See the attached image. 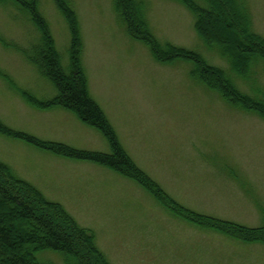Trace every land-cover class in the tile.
I'll list each match as a JSON object with an SVG mask.
<instances>
[{
    "label": "rangeland",
    "instance_id": "374dc122",
    "mask_svg": "<svg viewBox=\"0 0 264 264\" xmlns=\"http://www.w3.org/2000/svg\"><path fill=\"white\" fill-rule=\"evenodd\" d=\"M68 1L65 13L56 0H39L60 62L69 70L75 34L91 96L161 188L45 147L112 152L103 132L54 101V80L37 59H44V28L14 3L0 4V120L36 143L0 132V183L37 211L63 209L70 228L86 230L81 250L90 262L264 264V229L254 237L217 223L264 227V115L192 72L203 62L185 49L252 92L228 57L199 36L197 6L136 0L146 27L134 31L117 0ZM243 4L264 37V0ZM259 80L264 86V74ZM5 204L0 196V209ZM44 254L40 261L64 264L57 252Z\"/></svg>",
    "mask_w": 264,
    "mask_h": 264
},
{
    "label": "trees",
    "instance_id": "16d2710c",
    "mask_svg": "<svg viewBox=\"0 0 264 264\" xmlns=\"http://www.w3.org/2000/svg\"><path fill=\"white\" fill-rule=\"evenodd\" d=\"M181 1H189L197 6L196 28L199 36L211 50L218 49L228 57L233 65L232 70L237 71L242 78L248 79L251 83L247 82L252 92H248V95L242 93L238 83H235L236 79L231 74L208 63L207 59L202 57L201 52L185 49L191 56L203 62L200 67H193L192 72L207 84H215L217 88H222L225 96L230 92L232 96L228 97L231 99L230 102L239 99L244 107L256 109L264 115V86L259 80V75L264 74V37L253 31L252 19L247 6L243 4L244 0H220V4L216 2L219 0ZM56 2L63 12L67 13L72 10L68 0H56ZM10 3H14L19 11L30 12L35 22L44 28L45 48L42 53L44 59H37L54 80L58 91L54 101L72 108L81 120L103 132L110 141L112 152L75 150L67 146L56 145L45 147L57 153L62 151L75 158L119 170L134 178H145L161 188L159 183L148 176L130 156L121 144L104 110L91 96L86 73L78 56L79 37L73 34L71 64L68 67L69 70H66L60 62L58 52L53 47L48 22L40 11L39 0H0V4L5 6ZM136 4V0H117V5L121 7L122 12L128 18H126L127 22L129 20L131 23L130 28L134 31L146 27V21ZM133 24H135L134 28H132ZM193 60L196 61L194 58ZM0 132L9 136L26 138L36 143L32 137H24L23 133L13 131L1 120ZM10 190L5 184L0 183V196L6 200L5 207L0 209V264H54L39 260V254L44 252L45 256L47 251L57 252L58 255H56L62 259L64 264H109L104 259V263L97 260L98 258H95V262L87 260L85 251L81 250L83 249L82 231L86 230L79 226L75 229L70 228L68 223L62 219L63 209L60 208L62 211L58 214L49 209L44 212L37 211L40 209L39 206L30 205L21 193H14L13 189ZM198 214L210 219L216 218L203 213ZM219 219L217 223L231 224L234 231L235 228L239 229L238 232L241 235L249 234L258 237L259 232L264 229V227L252 228L235 221Z\"/></svg>",
    "mask_w": 264,
    "mask_h": 264
}]
</instances>
